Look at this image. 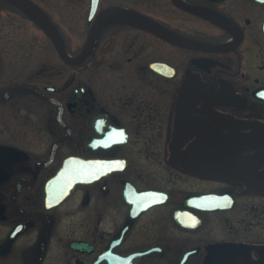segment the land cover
<instances>
[{"label":"flooded vegetation","instance_id":"af4514ba","mask_svg":"<svg viewBox=\"0 0 264 264\" xmlns=\"http://www.w3.org/2000/svg\"><path fill=\"white\" fill-rule=\"evenodd\" d=\"M18 19L55 54L0 42V264H264V0H0ZM163 125L210 131L211 188L155 174Z\"/></svg>","mask_w":264,"mask_h":264},{"label":"rangeland","instance_id":"374dc122","mask_svg":"<svg viewBox=\"0 0 264 264\" xmlns=\"http://www.w3.org/2000/svg\"><path fill=\"white\" fill-rule=\"evenodd\" d=\"M66 27V24L64 25ZM16 27H21V29H15ZM26 28V29H25ZM67 41V38H66ZM0 42L6 43V44H24V43H32V44H41L42 50L39 51V53L42 54L41 58H51L55 54L54 51H52V47L49 44V39L45 34H36L33 32V29L30 27V24L26 22V20L18 19V20H11V28L8 31V33L0 35ZM13 47V45H12ZM21 48V47H20ZM32 52L31 57H27V59H34L35 56ZM34 65V64H33ZM159 83L155 82V87L157 88V85ZM155 98L158 99L161 106H164L163 98L164 96L161 93L155 92ZM155 106H158L155 104ZM158 117V114L155 116ZM227 122L226 120L223 122V124ZM177 129V128H176ZM174 130L170 133L168 130L164 129V125L161 128L160 131L156 130V139L157 144L154 146V155H155V161L152 162V170L155 172V174L164 177L166 180H181L186 179L187 189L194 188L196 184H198V177L202 180V187L203 188H211L212 185L210 181H207L205 176L210 175L209 171L201 170L198 167V164L204 165L205 167L208 166V163L203 162L199 159V156H205L207 151V142L211 138L210 131L207 132L203 131V134L201 135L202 142L200 140H194L190 146L181 148L177 146V139L181 138V135ZM203 130V129H202ZM168 133L170 135L171 141L169 142L170 150L165 149L164 143L167 142L164 139L167 138ZM164 140V143H163ZM197 141V142H196ZM165 146V147H164ZM177 155V156H174ZM170 156V157H168ZM201 162V163H200ZM203 166V167H204ZM219 186H224L221 183ZM192 188V189H193Z\"/></svg>","mask_w":264,"mask_h":264},{"label":"water","instance_id":"95a60500","mask_svg":"<svg viewBox=\"0 0 264 264\" xmlns=\"http://www.w3.org/2000/svg\"><path fill=\"white\" fill-rule=\"evenodd\" d=\"M29 5V4H28ZM34 6V7H32ZM29 8L32 11V14L34 16V18L36 19V21L44 28V30L48 33V35L52 38L53 42L56 44L59 53L62 55L63 58H65L66 60H71L72 58H70V56L67 55L64 46L62 44V42L60 41V38L58 37L53 25L51 24L50 20L44 15V13L41 12V10L39 8H35L34 4L29 5ZM189 45H193L194 47H201L202 45L200 44H195V43H187ZM203 47V46H202ZM87 45L85 46V48L83 49V51L81 52V54L79 55L78 58L75 59H81L87 50ZM257 95H259L260 97L264 98V89H259L256 92ZM69 163L71 165V173L73 171L74 177H73V184L70 185V189L71 191L73 190V188L76 187L77 184L85 182L87 180L88 174H87V169L85 166V163L81 160L78 159H69ZM74 165L73 169L72 166ZM106 170H112L118 167V165L115 163L113 164V161H106ZM118 169V168H117Z\"/></svg>","mask_w":264,"mask_h":264}]
</instances>
